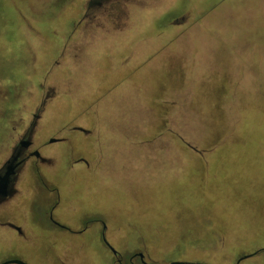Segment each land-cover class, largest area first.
Instances as JSON below:
<instances>
[{"label": "rangeland", "instance_id": "rangeland-1", "mask_svg": "<svg viewBox=\"0 0 264 264\" xmlns=\"http://www.w3.org/2000/svg\"><path fill=\"white\" fill-rule=\"evenodd\" d=\"M34 113L57 167L17 211L84 229L0 264H111L102 224L125 258L264 264V0H0V162Z\"/></svg>", "mask_w": 264, "mask_h": 264}, {"label": "flooded vegetation", "instance_id": "flooded-vegetation-1", "mask_svg": "<svg viewBox=\"0 0 264 264\" xmlns=\"http://www.w3.org/2000/svg\"><path fill=\"white\" fill-rule=\"evenodd\" d=\"M44 104L45 102L42 103V107ZM40 117L41 115L39 113H34L32 120L22 132L17 131L6 156H4L0 162V185H3L5 191V194L0 193V240L3 242L10 241L11 235L13 236V234H16L20 240L25 241H30V238L41 240L46 234H49L52 239L51 243L54 244L56 242V232H59L60 230L77 231L84 229V227H70L69 225L62 223V221L55 216V211L59 202H56L51 206L50 211L45 218L46 221L38 219L36 222H31L28 219H25L21 212L17 211L21 199L24 196L21 190L23 183L31 182L37 186V190H34V192L39 191L42 188H48L46 183L47 176L55 171L57 167L54 166L53 163L55 157L45 156L42 153L41 148L36 145V135L39 130L38 119ZM85 130L86 133L89 132V130ZM55 139L57 141L60 139L63 140L61 137ZM52 140L51 142H55ZM93 220L98 221L96 219ZM85 221L90 222L89 220ZM100 234L101 241L112 253L111 264L153 263L146 258V254H142L141 252H135L128 258H125L121 252L117 251V253H115L107 237V226L104 224H102ZM7 260L2 261L1 263L4 264L15 259Z\"/></svg>", "mask_w": 264, "mask_h": 264}, {"label": "water", "instance_id": "water-1", "mask_svg": "<svg viewBox=\"0 0 264 264\" xmlns=\"http://www.w3.org/2000/svg\"><path fill=\"white\" fill-rule=\"evenodd\" d=\"M79 130H82V131H86L84 128H81V127H78ZM52 141H57L56 139H53ZM0 193H3L5 194V191L3 189V185L1 186L0 185ZM113 251L115 253H117V251L112 247ZM261 251L263 250H257L255 252H252V253H249V254H244L242 256H240L237 261H236V264H240L243 260L247 259V258H250L254 255H257L258 253H260ZM9 263H18V264H26L25 262L21 261V260H12V261H9V262H6L4 264H9ZM147 264H154V263H147ZM170 264H203V263H200V262H194V263H188V262H184V261H175V262H172ZM204 264H207V263H204Z\"/></svg>", "mask_w": 264, "mask_h": 264}]
</instances>
